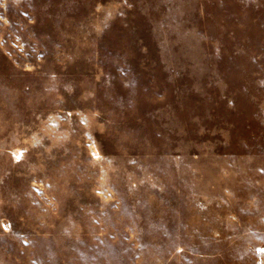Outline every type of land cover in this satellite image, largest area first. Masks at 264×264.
<instances>
[{"label": "rangeland", "instance_id": "obj_1", "mask_svg": "<svg viewBox=\"0 0 264 264\" xmlns=\"http://www.w3.org/2000/svg\"><path fill=\"white\" fill-rule=\"evenodd\" d=\"M0 264H264V0H0Z\"/></svg>", "mask_w": 264, "mask_h": 264}]
</instances>
